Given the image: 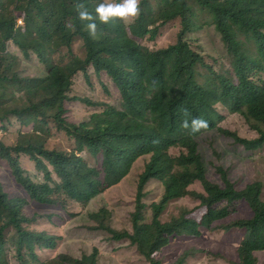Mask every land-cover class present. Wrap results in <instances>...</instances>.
<instances>
[{
  "label": "trees",
  "instance_id": "obj_1",
  "mask_svg": "<svg viewBox=\"0 0 264 264\" xmlns=\"http://www.w3.org/2000/svg\"><path fill=\"white\" fill-rule=\"evenodd\" d=\"M103 3L0 0V124L17 119L24 128L14 144L0 140V159L30 197L11 198L0 177V264H11L10 240L19 264H100L98 248L82 258L61 253L43 261L39 249L56 250L62 236L29 226L36 218H29L24 209L29 201L63 208L73 201L87 208L127 178L144 156L149 160L139 176L133 230L114 228L113 212L104 207L91 214L93 231L108 234L110 242H131L147 264H162L157 257L174 238L199 237L201 230L230 219L243 202L250 218L221 228L243 232L237 262L231 264H258L255 253L264 252L262 184L254 181L236 189L222 167L216 168L222 185L213 182L197 137L217 131L247 151L264 147V0H140L130 23L120 17L103 23L96 12ZM81 4L93 21L79 18ZM92 22L95 36L87 27ZM170 22L179 26L172 43L159 48L145 43L154 41ZM206 24L221 34L231 71L217 72L189 41L188 34ZM10 41L26 58L35 53L47 73L21 75L15 69L19 60L8 50ZM89 67L115 81L123 96L121 107L71 95L74 76L82 71L88 78ZM73 100L105 109L89 121L73 123L66 118V103ZM219 107L239 116L257 137L243 138L222 128ZM193 118L206 120L207 128L193 132ZM183 119L189 128L181 127ZM55 133L67 137L73 147L51 146ZM84 151L98 164H91ZM22 155L33 161L42 179L22 166ZM152 180L162 184L164 193L149 206L148 220L145 188ZM196 182L204 193L190 190ZM186 197L199 204L168 214L173 203ZM190 254L185 251L171 264H185Z\"/></svg>",
  "mask_w": 264,
  "mask_h": 264
},
{
  "label": "rangeland",
  "instance_id": "obj_2",
  "mask_svg": "<svg viewBox=\"0 0 264 264\" xmlns=\"http://www.w3.org/2000/svg\"><path fill=\"white\" fill-rule=\"evenodd\" d=\"M105 1L111 4H121L123 2V0ZM125 19L130 23L134 16H127ZM178 28L176 22H170L161 28L154 41L145 43L154 48L165 47L176 39ZM188 38L193 47L205 56L206 62L212 64L217 72L231 71L232 66L227 47L221 39V34L213 25H204L198 32L189 33ZM75 48L81 53L80 42L75 44ZM8 50L19 60L15 69L21 75L37 77L44 76L47 73L48 67L39 60L35 53H31L30 58H26L12 41L9 43ZM89 72L88 78L82 71L74 76L71 95L88 97L94 101H104L109 105L121 107L123 96L115 81L107 73L102 75L95 73L92 67H89ZM66 108V118L73 123L89 121L94 113L105 109L101 106L88 105L79 100L68 101ZM219 110L224 116L221 123L222 128L237 132L243 138L257 137V134L250 130L239 116L222 107H219ZM23 130L24 128L17 119H13L3 126L0 124V140L12 145ZM197 142L208 176L213 182L222 185V181L216 172L217 167H222L236 189H242L245 185L254 181L260 182L262 184L261 198L264 200V147L259 151H247L235 144L233 139L227 138L217 131L199 135ZM50 145L73 147V143L68 141L67 137H63L58 133L51 136ZM81 154L91 164H98L97 158L89 152L84 151ZM148 160L147 156L139 158L127 178L93 199L87 208H82L73 201H70L66 208L61 205H45L29 201L24 212L29 218H36L29 226L62 236L56 250L39 249L41 259L47 261L61 253H70L75 257L82 258L85 254H91L95 248H98L101 254L100 264H147L139 256L131 242H110L108 234L93 231L91 227L95 223L91 219V214L108 207L113 212L112 225L114 228L133 230L132 214L135 210L139 176ZM21 163L29 174L36 179H42L43 175L36 170L33 161L28 156L22 155ZM0 177L4 189L11 198L29 196L21 186L15 183L8 164L2 159H0ZM190 190L204 193V189L199 182L191 186ZM145 191L144 202L148 206L146 215L149 220L151 217L149 206L160 201L164 188L159 181L152 180L147 184ZM198 204L199 201L186 197L173 203L168 214H176L178 209L182 207L195 208ZM250 216L251 213L247 206L240 202L230 219L214 225L209 230H201V234L197 238H174L158 255L157 259L162 264H171L181 254L188 251L191 254L186 259L185 264H231L237 262L236 252L242 240L243 232L238 228L223 230L221 225H226L235 220L248 219ZM11 234L8 233V235ZM8 250L11 264H19L13 247V240L9 241ZM255 257L258 264H264V252L255 253Z\"/></svg>",
  "mask_w": 264,
  "mask_h": 264
},
{
  "label": "clouds",
  "instance_id": "obj_3",
  "mask_svg": "<svg viewBox=\"0 0 264 264\" xmlns=\"http://www.w3.org/2000/svg\"><path fill=\"white\" fill-rule=\"evenodd\" d=\"M138 5L139 0H123L121 4L103 3L96 8V12L98 14L99 19L103 23H107L111 17L125 18L127 16H136L139 11ZM77 10L79 18L81 20L93 21L92 15L87 11L84 5H78ZM87 27L90 31V34L95 36V23H89ZM183 115L185 117L188 115L187 109L183 110ZM207 126L208 122L206 120H203L202 118H193L191 120V130L193 132H197L201 128H207ZM181 127L185 129L190 127L188 119H183L181 121Z\"/></svg>",
  "mask_w": 264,
  "mask_h": 264
}]
</instances>
